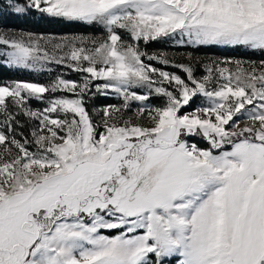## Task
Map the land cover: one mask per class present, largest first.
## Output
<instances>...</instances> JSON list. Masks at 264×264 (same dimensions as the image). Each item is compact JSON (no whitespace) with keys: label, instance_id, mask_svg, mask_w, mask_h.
Segmentation results:
<instances>
[{"label":"snow or ice","instance_id":"6c2138e0","mask_svg":"<svg viewBox=\"0 0 264 264\" xmlns=\"http://www.w3.org/2000/svg\"><path fill=\"white\" fill-rule=\"evenodd\" d=\"M5 7L100 35L0 27V264H264V0Z\"/></svg>","mask_w":264,"mask_h":264},{"label":"trees","instance_id":"16d2710c","mask_svg":"<svg viewBox=\"0 0 264 264\" xmlns=\"http://www.w3.org/2000/svg\"><path fill=\"white\" fill-rule=\"evenodd\" d=\"M1 9V7H0ZM7 10H5L6 12ZM0 22H3L7 27L16 28L22 31H31L33 33H44V34H57V35H69L74 33H98V32H88L83 28L69 25L63 22H54L50 21L48 18L41 17L38 14L30 16L27 19H17L10 15H3L0 17ZM153 47H161V43L152 44ZM206 54H220L228 55L227 52H209V51H200ZM3 57H0V83L4 81H11L15 79H36L41 82L46 81L45 77L42 74H33L25 71H19L16 69H10L5 64L2 63ZM201 141V140H199ZM198 141V142H199Z\"/></svg>","mask_w":264,"mask_h":264},{"label":"rangeland","instance_id":"374dc122","mask_svg":"<svg viewBox=\"0 0 264 264\" xmlns=\"http://www.w3.org/2000/svg\"><path fill=\"white\" fill-rule=\"evenodd\" d=\"M7 3V0H0V7L1 9L0 10H7L5 5ZM0 27L2 28H5V29H11V30H15L17 32L19 31H22V30H19V29H16V28H11V27H7L6 24H4L3 22H0ZM42 35H52V36H56L57 38L61 37V36H66V35H57V34H44V33H40ZM74 34H81V33H74ZM73 33L72 34H69V35H74ZM84 35H89V34H92V33H82ZM92 35H100V33H93ZM0 47H3V46H0ZM148 50L149 51H152V52H167V53H170V54H177L176 55V59L179 60L181 58V56L179 54L181 53H184L186 51H190V49H185L183 47H179V46H176L174 44V42H166V43H161V47H153V46H149L148 47ZM195 55L197 57H200V58H208L210 56H216V55H220V54H206V53H202L200 51H197L195 52ZM4 59V58H3ZM2 59V61H3ZM159 67H163L164 70L166 71H171V72H175L177 74H181V70L179 69H175V68H171V67H167V66H160V65H157ZM60 72L64 73L66 75V77L68 78H72V79H76L77 78V74L69 71L68 69L66 68H60L59 69ZM203 69L202 68H198V74L200 72H202ZM43 77H45L46 81L44 82H47L48 79L50 78L47 74H42ZM121 101L119 100V98L115 95V94H112V95H109L107 97H98V98H92L88 101V106L89 108H102L106 105H109V104H112V105H115V104H119ZM200 104V101L197 100L196 101V104L193 105V107L195 106H198ZM31 106L34 108V109H42L45 105H43L42 103H38V102H35V101H32L31 102ZM135 104H134V108H135ZM23 131L27 134L30 132V128L28 126H25V128L23 129ZM200 145L201 146H206V142L201 140L199 141Z\"/></svg>","mask_w":264,"mask_h":264}]
</instances>
